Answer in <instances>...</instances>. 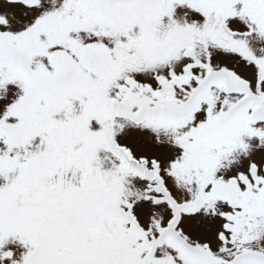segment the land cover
Instances as JSON below:
<instances>
[{
	"label": "snow or ice",
	"instance_id": "1",
	"mask_svg": "<svg viewBox=\"0 0 264 264\" xmlns=\"http://www.w3.org/2000/svg\"><path fill=\"white\" fill-rule=\"evenodd\" d=\"M0 264H264V0H0Z\"/></svg>",
	"mask_w": 264,
	"mask_h": 264
}]
</instances>
